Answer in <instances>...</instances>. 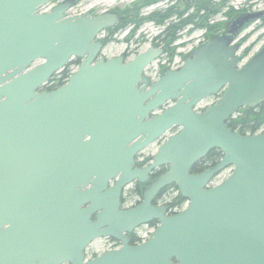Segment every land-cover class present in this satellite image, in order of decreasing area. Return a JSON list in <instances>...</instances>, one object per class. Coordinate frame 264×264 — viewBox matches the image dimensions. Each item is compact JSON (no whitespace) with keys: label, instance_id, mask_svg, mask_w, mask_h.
Here are the masks:
<instances>
[{"label":"water","instance_id":"obj_1","mask_svg":"<svg viewBox=\"0 0 264 264\" xmlns=\"http://www.w3.org/2000/svg\"><path fill=\"white\" fill-rule=\"evenodd\" d=\"M51 1L0 0V264H264V134L227 123L264 102V47L244 62L236 42L263 12L236 15L152 81L144 71L165 48L105 59L98 36L119 16L67 17L75 0L43 11ZM73 58L80 64L68 81L42 90ZM213 149L221 160L192 172ZM134 182L148 183L142 201L122 208ZM169 185L188 201L176 214L155 203ZM154 220L149 238L131 245L127 234ZM105 237L121 246L87 259Z\"/></svg>","mask_w":264,"mask_h":264},{"label":"rangeland","instance_id":"obj_2","mask_svg":"<svg viewBox=\"0 0 264 264\" xmlns=\"http://www.w3.org/2000/svg\"><path fill=\"white\" fill-rule=\"evenodd\" d=\"M62 0H53L45 10H50ZM134 2L133 0H82L75 7L71 9V13L76 14L82 11L91 10L95 14H100L105 11H109L114 8H118L121 13L122 19H126L123 11L129 7ZM181 2L184 4V0H154L146 6H143L139 13L140 15L146 16L155 11H163L168 8L171 4ZM228 5L234 8L238 15L241 13L248 12H263L261 18L256 21L249 23L240 36V41L242 46L238 51V55L243 57V61H248L252 56H254L261 48L264 47V0H229ZM228 10L226 7L221 13L215 15L211 18V24H218L219 33H222L226 29V23L230 22L233 18L227 16L225 12ZM176 19V17H173ZM120 21V22H121ZM225 26V28H224ZM166 25H162L155 21H145L136 29L135 32H132L133 26H127L124 29L118 30L111 36L109 40V32H103L99 35V39L104 41V48L99 56L104 57L105 59L114 58L120 55L126 57L127 60L132 59L136 54L146 50L151 46H157L160 44L159 40H156V37L162 34ZM189 26L186 29L182 30L178 34V39L172 44V50L166 51L162 56L157 60L151 63L145 70L147 75H152L153 77H159L163 73L166 67L180 66L185 57L189 52L200 45L201 43L207 41L206 30L205 29H191ZM130 36V37H129ZM243 38V40H242ZM106 39V42H105ZM238 39V41H239ZM108 40V41H107ZM248 49V51H246ZM171 52V53H170ZM173 53V54H172ZM172 54V55H171ZM245 57V58H244ZM76 69V68H75ZM74 69V70H75ZM72 70V67H70ZM73 70V71H74ZM55 75V74H54ZM58 76H55V78ZM60 77V76H59ZM54 78V79H55ZM217 96L210 97L203 101L201 106H207L216 101ZM264 125V123H263ZM176 128L172 132H176ZM160 142H157L153 145H150L147 149L144 150V153L147 156L154 153L158 148ZM230 169L224 170L222 173L218 174L214 179L215 182H220L229 174ZM131 188V185L128 186ZM167 197L170 198L175 196V191H168ZM140 200L139 197H133L127 202V204H133ZM165 200V197H164ZM160 201L159 203H161ZM153 227L150 225H143L138 229V233L147 238L150 233L153 231ZM112 247V242L107 238L96 239L89 247L86 249L85 254L88 259L98 256Z\"/></svg>","mask_w":264,"mask_h":264},{"label":"trees","instance_id":"obj_3","mask_svg":"<svg viewBox=\"0 0 264 264\" xmlns=\"http://www.w3.org/2000/svg\"><path fill=\"white\" fill-rule=\"evenodd\" d=\"M148 3H134L131 7L123 11L126 15V19L122 21L113 29L108 30L110 40L118 30L126 28L128 25L133 26L132 32H135L138 27L145 21H155L162 25H166L161 35L156 37V40L160 41L157 46H163L166 51L172 50V44L178 39V34L191 26V29H205L207 40L211 37L217 36L221 33L218 30V24H211L210 20L215 15L221 13L226 7L228 10L225 12L227 16L233 18L234 14L237 13L234 8L228 5L229 0H184V4L181 2L171 4L168 8L163 11H155L146 16L140 15L139 11L143 6ZM236 16V15H235ZM234 16V17H235ZM173 17H176L174 19ZM264 21V19H262ZM229 24L226 23L227 26ZM225 28V26H224ZM130 37V36H129ZM243 40V38H242ZM108 41V40H107ZM106 42V39H105ZM243 42V41H241ZM248 51V49L246 50ZM171 53V52H170ZM173 54V53H172ZM171 54V55H172ZM80 63L79 59L70 61L62 71L59 72L60 77L56 78L57 83L50 86L49 90L56 89L63 85L65 79L70 75V67L77 66ZM56 76V75H54ZM264 123V105L258 106L254 111L246 113L245 111L239 110L235 117L228 120V125L232 130L239 131L241 134L255 133L259 127ZM223 157L222 153L218 149L211 150L205 158L196 163L192 172H202L210 164L215 166L220 159ZM142 187L138 184H134L129 190L130 195L139 197L141 199ZM175 191V196L170 197L167 200L166 205L173 212L180 210L186 203V199L180 195L176 185H170L162 189L157 197V201L161 199L165 194H169L168 191ZM140 200L137 201L139 203ZM150 226L157 225V221H153L149 224ZM138 238L133 234L131 236V242L136 243Z\"/></svg>","mask_w":264,"mask_h":264},{"label":"flooded vegetation","instance_id":"obj_4","mask_svg":"<svg viewBox=\"0 0 264 264\" xmlns=\"http://www.w3.org/2000/svg\"><path fill=\"white\" fill-rule=\"evenodd\" d=\"M52 1H53V0H52ZM63 1H65V0H62L61 2H63ZM81 1H82V0H75L74 5H73L69 10H67V12L65 13L66 16H75V15L79 14V13L73 14V13H71L70 11H71V9H72L73 7H75V6H76L77 4H79V2H81ZM133 1H134V2H132V3H138V2H140V3L145 4V3H148V2L151 3V2H153L154 0H133ZM61 2H60V3H61ZM58 4H59V3H58ZM58 4H57V5H58ZM131 5H132V4H131ZM51 9H52V8H51ZM47 11H48V10H47ZM88 11H91V10H88ZM109 11L116 13V14L119 16V21H118L113 27H111V28L105 30L104 32H108V30H111V29H113L114 27H116V26L120 23L121 18H122L121 13H120V11H119L118 8H114V9H111V10H109ZM83 12H86V11H82V12H80V13H83ZM105 12H108V11H105ZM91 13H92V14H95L93 11H91ZM101 41H103V40L101 39ZM239 41H240V39H239ZM240 42H241V41H240ZM103 43H104V41H103ZM241 43H242V42H241ZM103 47H104V46H103ZM165 50H166V49H165ZM244 58H245V57H244ZM40 63H41V61H38V62L35 63V64H40ZM46 89H49V87H46ZM261 105H264V102L261 103V104L258 105V106H261ZM256 108H257V107H256ZM256 108H255V109H256ZM255 109L241 108L240 110L245 111L246 113H249V112H251V111H254ZM262 125H263V124H262ZM176 130H177V128H176ZM141 158H143L144 160L141 161ZM145 158H146V160H145ZM148 158H149V157H147V154H145L144 151L140 152V153L136 156V166L144 167V166L148 165V162H149V161H147ZM209 167H213L212 164H210V166H208V168H209ZM206 169H207V168H206ZM166 170H167V167H166V166L154 170V172H153L152 175H151V179L156 178L157 176H159V175H161L162 173H164ZM203 171H204V170H203ZM134 184H138V185H140V186L142 187V190H143L146 186H148V183L141 184V183H139V182H134V183L131 184V188H132V186H133ZM131 188H128V186H127V187L123 190V194H122V197H121L122 208H130V207H133V206H135V205L138 204L137 202H136V203H133V204H127V202H128L129 200H131V199L134 197V196L130 195L129 190H130ZM142 190H141V195H142ZM164 197H165V200H164ZM167 200H168V197H167V194H165V195H164L161 199H159L158 201H157V199H156L155 202L158 203V204H162V205L167 206V205H166ZM160 201H162V202L159 203ZM167 207H168V206H167ZM168 212H169V214L176 213V212L171 211V209H169V208H168ZM152 222H153V221H152ZM149 224H150V223H149ZM149 224H148V225H149ZM156 226H157V225L152 226V227L155 228ZM140 227H141V226H140ZM140 227H139V228H140ZM139 228H137L134 232H132V233H130V234H127L128 237L130 238V244H131V245H137V244H139V243H141L142 241L145 240V238H144L143 236H141V235L138 233V229H139ZM133 234L138 238V241H137L136 243H132V242H131V236H132ZM105 238H107L109 241L112 242V247H111L109 250L115 249V248H117V247H119V246L121 245V242H120L119 240H116V239H114V238H110V237H105ZM107 251H108V250H107ZM96 256H97V255H96ZM96 256H94V257H96ZM94 257H93V258H94ZM87 259H88V258H87ZM90 259H92V258H90Z\"/></svg>","mask_w":264,"mask_h":264},{"label":"built area","instance_id":"obj_5","mask_svg":"<svg viewBox=\"0 0 264 264\" xmlns=\"http://www.w3.org/2000/svg\"><path fill=\"white\" fill-rule=\"evenodd\" d=\"M263 130V129H262Z\"/></svg>","mask_w":264,"mask_h":264}]
</instances>
